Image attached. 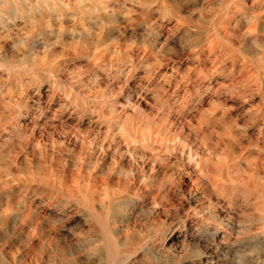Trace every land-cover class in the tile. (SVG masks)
Segmentation results:
<instances>
[{"label":"rangeland","instance_id":"1","mask_svg":"<svg viewBox=\"0 0 264 264\" xmlns=\"http://www.w3.org/2000/svg\"><path fill=\"white\" fill-rule=\"evenodd\" d=\"M119 1L123 3L122 6ZM119 1L110 0L113 7L109 9V14H115V18L109 19V21L100 20L97 22V24H91V32H84V30L81 28L77 29L75 32H71L73 30L71 26L74 24V22L66 21L64 23L63 34L65 36H62V43H57V47L55 45V49H57L52 55L49 56L47 60V66H45V69L43 68L44 75L37 81L36 79H30L32 83L29 80L27 81V84L25 83V85L14 84L13 86V84L7 83V74L2 72L0 73L3 76L1 77L0 75V83H5L4 87L0 89V123L10 126L5 131H3V135H6H4L1 140L4 138L7 139L0 141V163L2 164H0V169L3 166V168L0 170V189L3 192L0 195V204L2 205V203L6 200L10 201L12 206H14L16 203H19L15 206L18 209L20 205L22 206L24 203H29L30 199L39 201L40 199L45 198V201L42 200V203H40L38 209L40 212L44 213V208H49L48 216L46 215L40 224V230H43L39 231L40 235H37V237L32 240L28 236V231L33 226L27 227L29 224L26 225V223L24 224L25 221H22V219L25 220L23 216L25 215L26 211L24 209H22L24 212H21V210H17L14 207L12 214L15 215L22 213V216L16 219H11L8 223L0 222V264H14L13 262L16 264H18V262L19 264H35L37 258L39 261H37L36 264L40 262V264H64L65 262L67 264H78L77 262H79V260H81L79 264H90L91 260V264H94V260L91 258L92 255L89 257L90 249L92 246H94V243L91 241L92 239L90 240L89 238V227L83 223L84 221H82L86 218L84 216H80L79 214L73 213L72 209L68 208V206L64 204L62 197L58 196V194L52 195L51 191H49L51 190L49 186L44 184L42 181H39L40 178L48 176L52 178L56 176L54 179H70L72 176L76 175V172L78 174L80 170V174L82 175L84 173L82 176H87V178L88 176H97V179L100 181L103 180L101 178H104L103 181L107 183V188L109 191L118 192L123 195L125 194L124 198H122L123 200L128 201V198L133 197L131 203L125 207V209L128 211L130 221L127 224H135L139 230L142 229L144 232L148 231V227L149 229H152L158 224L170 227L175 226L177 228L178 232L173 233L172 235H179L181 239L178 242L173 240L171 243L167 244L165 250L157 257V262L156 260H141V262L137 264H158L160 261L165 262L166 264H264V211L258 207V202L263 198L264 186V72L262 73V71H264V0H245V6L232 4V6L228 7L227 9L225 8L226 10L224 9V6L220 5L221 0ZM216 1H218L219 4H217ZM212 3H216L215 5L217 7L215 5L211 6ZM258 7L260 9L262 8L263 10L261 9L262 11H260ZM128 8L129 10L131 9V11L127 12ZM121 10H125L126 12H122ZM117 11H119L118 14H116ZM255 13L258 15H255ZM205 16L207 18H205ZM260 16L262 17L261 19ZM210 17L215 18L211 19ZM226 17L228 18V21H223ZM254 17L256 24L251 30V33L249 28ZM235 18L238 20H235ZM214 20L219 23V31H226L228 35L225 34V39L227 37L228 39H218L219 41L217 40L214 43H217L216 45H211L207 36L209 37L211 34L215 36L216 34L217 27H214L211 23ZM258 20L260 21L258 22ZM204 21L207 22L205 23ZM230 22L232 24H230ZM104 23L107 25L106 31H104L105 28L101 29V26ZM223 23L226 25L223 26ZM118 25H122V27H119ZM55 27L57 28L56 24H54L52 28L55 29ZM222 27H224V29ZM210 28H212V31ZM232 29L234 31H232ZM261 29L263 30L261 31ZM56 34L57 32L53 34L52 38L48 40L51 42L55 41L57 36ZM237 34L238 36H236ZM34 41L36 43L35 45L33 43L28 48L22 47V50L19 51L20 53L18 52L21 58L31 55L34 51L42 52L46 48L45 42L47 41V38L45 39L43 36H41ZM235 41L238 44H236ZM249 41L251 43H249ZM150 42L151 45H149ZM252 42L255 43L253 44ZM233 43L237 46L235 47ZM80 44L81 46H79ZM250 44H252V46ZM72 45L81 47L83 51L81 50L80 53L74 52ZM92 46L97 50L95 48L92 49ZM70 47L72 48L71 52L73 54L70 52ZM220 50L223 51L220 52ZM226 50L228 54L226 53ZM14 53L15 52H13L11 48H8L5 55L11 57L12 55L15 56L18 54ZM70 54L72 58L70 57ZM58 56L61 58L60 60H58ZM55 60H57V62ZM62 61H65L68 64ZM49 64L51 66H49ZM54 68L56 69V72L60 70V73L54 72ZM61 73H63V75ZM67 77L71 79L67 81V79H69ZM85 80L87 82L89 81V84ZM70 98L72 99V102ZM37 99H40L41 102ZM73 99L76 101L74 102ZM138 100L139 103H141L140 112L135 114L134 108L136 107ZM3 101L8 102L4 103ZM19 107L22 108L20 109ZM23 108L25 109L23 110ZM126 112L127 115H125ZM185 112L187 113V116ZM119 113H122V115H124L122 116V119L127 121H131L133 118H136V120L148 118L155 119V122L159 128L162 125L160 128L162 141L158 140L157 142H152V151L135 155L137 162L135 161V156L130 153L127 155V152L123 151L125 149L117 151L118 146L123 148V146L125 147L127 144L124 143L126 142L125 140H122L117 136H120V129L115 126V122L118 120L117 117ZM172 116H174V118ZM13 120H15L14 123H12ZM18 121H21V124H19ZM95 123L98 124L96 125ZM20 126L24 127L27 131L25 137L22 138L20 137L19 132H16V130L22 128ZM12 132H15L13 133L14 135ZM177 132H179L180 135ZM201 133L202 135H200ZM177 136H179V138ZM176 138H178V140ZM19 139L21 140L19 141ZM114 139H116L119 144H115ZM34 142L36 143L34 144ZM176 144L178 146H176ZM184 147H187L188 149L191 147L189 149L190 151ZM172 149H174V151ZM10 151L11 153H9ZM115 151L117 152V155L114 154L116 153ZM177 151L179 152L177 153ZM190 152L192 154H190ZM170 153H173V155ZM188 154L190 155L188 156ZM164 155H166V158ZM4 156L10 158H4ZM121 156L122 159L120 158ZM124 156L126 157L124 158ZM224 158H226L229 163H237L235 167L231 169L235 184H243L247 179L251 178L252 187L251 184H249L250 186L247 190L237 189L235 191V195L234 191L231 193L232 196L231 194L221 195L211 189L212 187L208 185V183L210 184V182H208L209 180L207 181V178L205 180L204 177H201L200 171L197 170L196 167L188 166V163H200L201 161H213L212 163H216L215 161L218 162L219 159ZM123 159L124 161L120 162V160ZM131 160L133 162H131ZM150 161L153 164H150ZM8 162L13 163L12 166ZM143 162L146 164H143ZM159 162L162 164L157 165ZM129 163H132V166ZM137 163H139L141 166H139ZM164 163L166 164L165 166ZM115 164L117 165L115 166ZM6 165L9 166L7 167ZM161 165H163V167ZM4 167H7L8 169L5 168V171ZM11 167H14L13 170H11ZM22 168L23 170L25 169L24 172ZM27 168L28 171L26 170ZM141 168L142 171H140ZM30 170L33 171L30 172ZM44 170L46 174L43 172ZM138 170L142 173L144 171L145 172L142 174ZM25 172H29L30 174H26ZM33 172L35 175L38 173V175L35 176ZM109 173L111 175H109ZM10 174L14 178L11 177ZM179 174L181 177H179ZM15 175L19 176L16 177ZM126 175H129V178L126 177ZM2 176L3 178H1ZM30 179H32V181H30ZM145 179H147L148 182L145 181ZM11 180L12 182H10ZM1 181L5 182L1 183ZM31 183L33 185H31ZM176 183L178 185L181 184V186L176 185ZM7 185L8 189L6 188ZM175 185L178 187V189L180 187V190H178ZM185 186H187V188ZM205 186H207V188ZM34 187L35 189H33ZM169 188L172 190H169ZM191 189L193 193L190 192ZM195 189L198 190L196 191ZM256 189H258V191ZM8 190L9 192H7ZM23 194L26 195L24 196ZM208 195H210V197ZM49 196L51 197L48 198ZM224 197H226V199ZM24 198L26 200H24ZM52 199H55L54 202ZM143 200L145 201L143 202ZM37 201L34 202V205L37 203ZM158 201L160 204H158ZM155 206H157V208ZM163 206H165V208ZM163 208L165 209L164 211ZM139 209H143L142 213L139 211ZM59 210H61V212ZM66 213H69V218ZM154 213L155 215L157 214L156 221H154L156 218ZM61 217L62 219H60ZM159 220H161V222ZM31 221L32 219H29V222ZM16 222H18V226ZM75 224L76 226H74ZM80 225L81 227H79ZM16 226L19 227L18 230ZM51 228L54 229L52 230ZM45 229H47V232ZM49 231L52 232L49 233ZM74 231L77 233L74 234ZM79 232L82 233L81 238ZM64 233L67 238L66 241L62 236ZM38 236L40 237L38 238ZM49 236H55L53 241L50 243L51 246L47 241ZM68 236H70V238ZM212 237H214V239ZM58 239H60V241ZM73 239L75 240L73 241ZM77 239L80 241H77ZM11 241L14 242L12 243ZM31 241L33 242V245L30 244ZM214 242L220 243V245L218 244L217 246ZM24 243L26 244L24 245ZM55 245L58 249L55 248ZM72 245L76 248L74 249ZM89 246L91 247L89 248ZM86 248L89 252L85 250ZM82 252H84L83 255ZM85 252L89 255L85 254ZM80 253L81 255H79ZM34 255L35 259L33 257ZM14 256L15 259H13ZM52 256L54 258H52ZM136 257L141 259L143 256L138 254ZM32 258L34 260H32ZM167 258H169V260ZM60 259H62L64 263H62ZM83 260H86L87 263H81ZM134 264H136V262Z\"/></svg>","mask_w":264,"mask_h":264},{"label":"bare ground","instance_id":"2","mask_svg":"<svg viewBox=\"0 0 264 264\" xmlns=\"http://www.w3.org/2000/svg\"><path fill=\"white\" fill-rule=\"evenodd\" d=\"M115 1V0H114ZM119 1V0H118ZM122 1V0H121ZM138 1V0H137ZM190 1V0H189ZM248 1V0H247ZM120 2V1H119ZM123 2H124V0H123ZM126 2H127V0H126ZM130 2H132V1H130ZM162 2V1H161ZM187 2V1H186ZM195 2V1H194ZM201 2V1H200ZM214 2V1H213ZM217 2V4H219L218 3V1H216ZM221 2V4L220 5H222V6H224V9L226 8H228V7H230V6H232V4H236V5H238V6H240V5H244L246 2H245V0H221L220 1ZM245 2V3H244ZM118 3V2H117ZM121 3V2H120ZM133 3V2H132ZM136 3V2H135ZM160 3V2H159ZM165 3V2H164ZM177 3V2H176ZM190 3V2H189ZM257 3V2H256ZM122 4L123 3H121V6H122ZM142 4V3H141ZM204 4V3H203ZM216 3H212V5L211 6H213V5H215ZM263 4V3H262ZM137 5V4H136ZM139 5V4H138ZM144 5V4H143ZM182 5V4H181ZM196 5V4H195ZM117 6V5H116ZM119 6V5H118ZM152 6V5H151ZM216 6V5H215ZM245 6V5H244ZM243 6V7H244ZM247 6V5H246ZM256 6V5H255ZM113 7V5L111 4V2H110V0H0V73L2 72V73H5V74H7V77H8V79L6 80L7 81V83H10V84H13V86H14V84H24L25 85V83L27 84L28 82L27 81H29L30 79H36V81L39 79V78H41L43 75H44V73H43V68L45 69V66H47V60H48V58H49V56L50 55H52L54 52H55V50L57 49H55V45L57 44V43H62L61 42V40H62V36H65V35H63L64 34V23L66 22V21H73L74 22V24L71 26L72 28H73V30L71 31V32H75L77 29H79V28H81V29H83L84 30V32H91V27H90V25L91 24H97V22H99L100 20H106V21H109V19H114L115 18V14H113V15H110L109 14V9L110 8H112ZM120 7V6H119ZM127 7H128V5H127ZM143 7V6H142ZM217 7V6H216ZM215 7V8H216ZM237 7V6H236ZM242 7V6H241ZM122 8V7H121ZM173 8V7H172ZM239 8V7H238ZM259 8V7H258ZM120 9V8H119ZM122 9H124V8H122ZM127 9V8H126ZM144 9V8H143ZM205 9V8H204ZM217 9V8H216ZM221 9V8H220ZM219 9V10H220ZM225 9V10H226ZM237 9V8H236ZM244 9V8H243ZM260 9V8H259ZM262 9V8H261ZM260 9V11H262ZM171 10V9H170ZM238 10V9H237ZM122 11V10H121ZM123 11H125V10H123ZM122 11V12H123ZM129 11H131V9L129 10V8H128V11L127 12H129ZM144 11H145V9H144ZM160 11V10H159ZM212 11V10H211ZM214 11V10H213ZM118 12L119 11H117V13L116 14H118ZM126 12V11H125ZM152 12V11H151ZM201 12V11H200ZM204 12V11H203ZM215 12V11H214ZM214 12H212V13H214ZM223 12V11H222ZM241 12V11H240ZM254 12H255V10H254ZM161 13V12H160ZM208 13V12H207ZM231 13V12H230ZM251 13V12H250ZM170 14V13H169ZM204 14V13H203ZM252 14V13H251ZM261 14V13H260ZM264 14V13H263ZM205 15H206V11H205ZM209 15V14H208ZM213 15V14H212ZM211 15V16H212ZM218 15V14H217ZM219 15H220V12H219ZM218 15V16H219ZM246 15V14H245ZM255 15H258V14H256L255 13ZM118 16V15H117ZM203 16V15H202ZM244 16V15H243ZM247 16V15H246ZM261 16H263V15H261ZM260 16V19L262 18ZM119 17V16H118ZM117 17V18H118ZM209 17V16H208ZM216 17V16H215ZM215 17H213V18H215ZM231 17V16H230ZM230 17H229V19H230ZM248 17H249V15H248ZM247 17V18H248ZM258 17V16H257ZM204 18V17H203ZM205 18H207L206 16H205ZM211 19H213L212 17H210ZM217 18V17H216ZM125 19H127V18H125ZM237 18H235V20H236ZM263 19H264V17H263ZM234 20V19H233ZM232 20V21H233ZM238 20V19H237ZM241 20V19H240ZM120 21H122V20H120ZM125 21V20H124ZM223 21H228V18L226 17ZM260 20H258V22H259ZM205 22V21H204ZM207 22V21H206ZM205 22V23H206ZM261 22H262V20H261ZM201 23H203V22H201ZM212 23V25L215 27H217V30H216V34H215V36L214 35H212L211 34V36H207V38H208V40H209V42L211 43V45L212 44H214L218 39H225V37H226V35L225 34H227L226 33V31L225 32H222V28L224 29V27H222L220 30L221 31H219V29H218V26H219V23L216 21V20H214L213 22H211ZM235 23V22H234ZM233 23V24H234ZM238 23V22H237ZM54 24H56L57 25V28L55 27V29H53L52 27H53V25ZM224 25L223 26H225L226 24L225 23H223ZM230 24H232L231 22H230ZM255 17H254V19L252 20V22H251V24H250V32L252 33V29L255 27ZM70 25V24H69ZM211 25V26H212ZM222 25V24H221ZM258 25H259V23H258ZM119 26V25H118ZM148 26V25H147ZM211 26H209V27H211ZM228 26V25H227ZM260 26V25H259ZM114 27H116V26H114ZM119 27H122V25H120ZM119 27H117V28H119ZM154 27V26H153ZM229 27V26H228ZM258 27V26H257ZM256 27V28H257ZM105 28V30L104 31H106V28H107V25L104 23L102 26H101V29H104ZM237 28H238V26H237ZM122 29V28H121ZM211 29V31H212V28H210ZM112 30H113V28H112ZM111 30V31H112ZM214 30V29H213ZM231 30V29H230ZM245 30V29H244ZM263 29H261V31H262ZM79 31V30H78ZM110 31V30H109ZM117 31V30H116ZM119 31H120V29H119ZM210 31V32H211ZM229 31V30H228ZM232 31H234L233 29H232ZM241 31V30H240ZM239 31V32H240ZM264 31V30H263ZM57 32V36H56V40L55 41H53V42H51L50 40H48V39H50V38H52V35L53 34H55ZM202 32V31H201ZM203 32H205V31H203ZM209 32V33H210ZM78 33V32H77ZM109 33V32H108ZM112 33V32H111ZM73 34V33H72ZM81 34V33H80ZM87 34V33H86ZM259 34V33H258ZM263 34V33H262ZM71 35V34H70ZM91 35V34H90ZM228 35V34H227ZM232 35V34H231ZM230 35V36H231ZM41 36H43L45 39L47 38V41L45 42V49L42 51V52H40V51H34L31 55H29V56H27V57H20V52L19 51H21L22 50V47H30L33 43H34V45L36 44L35 43V39H37V38H39V37H41ZM82 36H84V35H82ZM233 36V35H232ZM235 36V35H234ZM236 36H238V34L236 35ZM243 36V35H242ZM241 36V37H242ZM55 37V36H54ZM86 37V36H85ZM259 37V36H258ZM260 37H261V34H260ZM67 38V37H66ZM203 38V37H202ZM201 38V39H202ZM230 38V37H229ZM226 39H228V37L226 38ZM225 39V40H226ZM258 39H260V38H258ZM76 40V39H75ZM203 40V39H202ZM239 40V39H238ZM242 40V39H241ZM65 41H66V39H65ZM81 41V40H80ZM84 41V40H83ZM94 41V40H93ZM155 41V40H154ZM219 41V40H218ZM237 41V40H236ZM235 41V42H236ZM243 41V40H242ZM241 41V42H242ZM37 42V41H36ZM153 42V41H152ZM157 42V41H156ZM155 42V43H156ZM203 42V41H202ZM234 42V43H235ZM244 42H245V40H244ZM257 42V41H256ZM69 43V42H68ZM90 43V42H89ZM207 43V42H206ZM223 43V42H222ZM232 43V42H231ZM233 43V44H234ZM243 43V42H242ZM247 43V42H246ZM249 43H251L250 41H249ZM253 43V42H252ZM255 43V42H254ZM253 43V44H254ZM157 44V43H156ZM217 44V43H216ZM216 44H214V45H216ZM236 44H238L237 42H236ZM244 44V43H243ZM52 45H53V47H52ZM67 45V44H66ZM69 45V44H68ZM96 45V44H95ZM105 45V44H104ZM149 45H151V42H150V44ZM153 45H155V44H153ZM200 45V44H199ZM206 45V44H205ZM218 45H220V44H218ZM217 45V46H218ZM235 45V44H234ZM251 46H252V44H250ZM249 45V46H250ZM258 45V44H257ZM262 45V44H261ZM38 46V45H37ZM58 45H56V47H57ZM63 46H64V44H63ZM73 46V47H72ZM71 47L74 49V52H76V53H80L81 52V47H79V46H81V44L79 45V46H74V45H72ZM229 46V45H228ZM231 46V45H230ZM237 45H235V47H236ZM42 47V46H41ZM44 47V46H43ZM70 47V48H71ZM84 47V46H83ZM88 47H90V46H88ZM117 47V46H116ZM150 47H152V46H150ZM154 47V46H153ZM200 47V46H199ZM208 47V46H207ZM221 47H222V45H221ZM233 47V46H232ZM240 47V46H239ZM242 47V46H241ZM8 48H11V50H13V52H15V53H18L17 55H15V56H11V57H8V56H6L5 55V53L7 52V50H8ZM64 48V47H63ZM69 48V49H70ZM72 48L70 49V52H71V50H72ZM95 48V47H94ZM93 48V46H92V49H94ZM145 48H146V46H145ZM204 48V47H203ZM217 48V47H216ZM219 48V47H218ZM225 48V47H224ZM223 48V49H224ZM238 48V47H237ZM84 49V48H83ZM96 49V48H95ZM206 49V48H205ZM222 49V48H221ZM234 49V48H233ZM239 49V48H238ZM247 49H249V48H247ZM38 50V49H37ZM41 50V49H40ZM97 50V49H96ZM96 50H94V51H96ZM116 50H117V48H116ZM115 50V51H116ZM229 50V49H228ZM246 50V49H245ZM27 51V50H26ZM30 51H33V50H30ZM58 51V50H57ZM83 51V50H82ZM85 51V50H84ZM90 51V50H89ZM92 51V50H91ZM223 51V50H222ZM221 50H220V52H222ZM65 52V51H64ZM68 52H69V50H68ZM86 52H87V50H86ZM210 52V51H209ZM212 52V51H211ZM14 53V54H15ZM27 53V52H26ZM72 53V52H71ZM94 53V52H93ZM215 53V52H214ZM226 53H227V50H226ZM234 53V52H233ZM22 54H23V52H22ZM73 54V53H72ZM82 54H84V53H82ZM85 54H87V53H85ZM97 54V53H96ZM210 54V53H209ZM217 54V53H216ZM228 54V53H227ZM9 55H11V54H9ZM27 55H28V53H27ZM68 55H69V53H68ZM79 55V54H78ZM232 55V54H231ZM234 55H235V53H234ZM69 57V56H68ZM70 57L72 58V56H71V54H70ZM69 57V58H70ZM73 57H75V56H73ZM84 57V56H83ZM86 57V56H85ZM88 57V56H87ZM58 58H59V56H58ZM63 58H66V57H63ZM68 58V59H69ZM122 58V57H121ZM242 58V57H241ZM61 58H59L58 60H60ZM90 59V58H89ZM224 59V58H223ZM235 59V58H234ZM92 60V59H91ZM56 62H57V60H55ZM54 61V62H55ZM70 61V60H69ZM221 61V60H220ZM53 62V63H54ZM62 62H65V61H62ZM95 62V61H94ZM66 63V62H65ZM56 64V63H55ZM61 64V63H60ZM66 64H68V63H66ZM62 65V64H61ZM49 66H51L50 64H49ZM67 66V65H66ZM55 67V66H54ZM62 67H64V66H62ZM48 68H50V67H48ZM59 68V67H58ZM70 68V67H69ZM120 69V68H119ZM54 72H56V69L54 68ZM64 70V69H63ZM60 71V70H59ZM59 71H57L58 73H60ZM110 71V70H109ZM122 71V70H121ZM56 72V73H57ZM62 72H64V71H62ZM264 71H262V73H263ZM55 73V74H56ZM115 73V72H114ZM261 73V74H262ZM54 74V73H53ZM62 75H63V73H61ZM1 75V77H3L2 76V74H0ZM47 75V74H46ZM71 75V74H70ZM95 75V74H94ZM5 76V75H4ZM65 76V75H64ZM51 77V76H50ZM53 77H54V75H53ZM113 77V76H112ZM59 78V77H58ZM67 78H69V77H67ZM259 78V77H258ZM71 78H69V79H67V81L68 80H70ZM79 79H82V78H79ZM1 80H3V79H1ZM43 80V79H42ZM51 80V79H50ZM66 80V79H65ZM77 80H78V78H77ZM83 80H84V78H83ZM91 80V79H90ZM33 81V80H32ZM52 81H53V79H52ZM61 81V80H60ZM86 81V80H85ZM262 81V80H261ZM30 82H31V80H30ZM87 82V81H86ZM89 82V81H88ZM87 82V83H88ZM32 83V82H31ZM30 83V84H31ZM47 83V82H46ZM49 83H50V81H49ZM62 83V82H61ZM4 84L5 83H3V82H1L0 83V89H2L3 87H4ZM37 84V83H36ZM63 84V83H62ZM67 84V83H66ZM89 84V83H88ZM126 84V83H125ZM138 84V83H137ZM19 85V86H20ZM61 85V84H60ZM76 85V84H75ZM74 85V86H75ZM32 86H34V85H32ZM32 86H31V88H32ZM40 86V85H39ZM69 86V85H68ZM78 86V85H77ZM85 86H86V84H85ZM6 87H7V85H6ZM9 87V86H8ZM17 87V86H16ZM22 87H24V86H22ZM43 87V86H42ZM59 87H61V86H59ZM65 87H67V86H65ZM64 87V88H65ZM80 87V86H79ZM208 87V86H207ZM12 88V87H11ZM39 88V87H38ZM48 88V87H47ZM69 88V87H68ZM70 88H71V86H70ZM75 88V87H74ZM10 89V88H9ZM24 89V88H23ZM28 89V88H27ZM72 89V88H71ZM80 89V88H79ZM151 89V88H150ZM14 90V89H13ZM12 90V91H13ZM22 90V89H21ZM26 90V89H25ZM35 90V89H34ZM74 90V89H73ZM149 90V89H148ZM16 91V90H15ZM23 91V90H22ZM27 91V90H26ZM38 91V90H37ZM52 91V90H51ZM28 92V91H27ZM54 92V91H53ZM60 92V91H59ZM58 92V93H59ZM66 92V91H65ZM76 92V91H75ZM79 92V91H78ZM136 93V92H135ZM31 94V93H30ZM36 94V93H35ZM64 94V93H63ZM70 94V93H69ZM73 94H75V93H73ZM79 94V93H78ZM81 94V93H80ZM13 95V94H12ZM32 95V94H31ZM82 95V94H81ZM2 96V95H1ZM54 96V95H53ZM70 96V95H69ZM9 97V96H8ZM33 97V96H32ZM97 97V96H96ZM140 97V96H139ZM145 97V96H144ZM28 98V97H27ZM37 98H39V97H37ZM47 98V97H46ZM66 98V97H65ZM81 98V97H80ZM133 98V97H132ZM141 98V97H140ZM139 98V99H140ZM146 98V97H145ZM25 99V98H24ZM34 99H35V97H34ZM42 99V98H41ZM71 99V98H70ZM78 99V98H77ZM211 99V98H210ZM2 100V99H1ZM9 100V99H8ZM38 100V99H37ZM145 100V99H144ZM29 101V100H28ZM38 101H40V99L38 100ZM49 101V100H48ZM70 101V100H69ZM73 101H74V99H73ZM76 101V100H75ZM74 101V102H75ZM96 101V100H95ZM132 101H134V100H132ZM187 101V100H186ZM4 103L6 102H8V101H3ZM32 102V101H31ZM41 102V101H40ZM71 102H72V99H71ZM70 102V103H71ZM79 102V101H78ZM83 102V101H82ZM97 102V101H96ZM117 102V101H116ZM135 102V101H134ZM137 102V101H136ZM43 103V102H42ZM41 103V104H42ZM69 103V102H68ZM94 103V102H93ZM146 103V102H145ZM189 103V102H188ZM100 104V103H99ZM129 104V103H128ZM140 104L141 103H139V100H138V102H137V104H136V107L134 108L135 109V114H137V113H139L140 112ZM209 104V103H208ZM10 105V104H9ZM25 105V104H24ZM39 105V104H38ZM92 105V104H91ZM112 105V104H111ZM158 105V104H157ZM59 106V105H58ZM71 106H73V105H71ZM109 106V105H108ZM130 106H132V105H130ZM3 107V106H2ZM1 107V108H2ZM5 107V106H4ZM14 107V106H13ZM36 107H38V106H36ZM89 107V106H88ZM93 107V106H92ZM102 107V106H101ZM116 107V106H115ZM20 108V107H19ZM22 108V107H21ZM20 108V109H21ZM27 108V107H26ZM31 108V107H30ZM51 108V107H50ZM118 108V107H117ZM128 108V107H127ZM25 108H23V110H24ZM44 109V108H43ZM100 109V108H99ZM115 109V108H114ZM172 109V108H171ZM36 110V109H35ZM59 110V109H58ZM121 110V109H120ZM161 110V109H160ZM181 110V109H180ZM33 111V110H32ZM42 111H44V110H42ZM132 111V110H131ZM142 111V110H141ZM170 111V110H169ZM2 112V111H1ZM35 112V111H34ZM129 112V111H128ZM172 112V111H171ZM181 112H182V110H181ZM33 113V112H32ZM39 113V112H38ZM166 113H168V112H166ZM186 113V112H185ZM185 113H184V115H185ZM15 114H17V113H15ZM25 114H26V112H25ZM29 114V113H28ZM27 114V115H28ZM34 114H36V113H34ZM92 114V113H91ZM159 114V113H158ZM169 114V113H168ZM30 115V114H29ZM38 115V114H37ZM36 115V116H37ZM96 115V114H95ZM125 115H127V112H126V114ZM183 115V116H184ZM190 115H192V114H190ZM31 116V115H30ZM105 116V115H104ZM122 116H124V115H122V113H119L118 114V120L115 122V126L117 127V128H119L120 129V136L119 135H117L118 136V138L120 137L122 140H125L126 142H124V143H127L126 145H125V147L123 146V148L121 147V146H118V150L117 151H120V150H122V149H125V150H123V151H125V152H127V155H128V153H130V154H132L133 156H135V155H137V154H141V153H145V152H150V151H152L153 150V148H152V142H157L158 140H161L162 141V139H161V126H160V128L158 127V125L156 124V122H155V119H148V118H142V119H139V120H136V118H133V120H131V121H127V120H125V119H122ZM142 116H143V114H142ZM186 116H187V113H186ZM3 117V116H2ZM6 117V116H5ZM135 117V116H134ZM173 118H174V116H172ZM176 117V116H175ZM1 118V117H0ZM16 118V117H15ZM24 118V117H23ZM121 118V119H120ZM128 118V117H127ZM171 118V117H170ZM186 118V117H185ZM4 119V118H3ZM5 119H7V118H5ZM13 119V118H12ZM32 119V118H31ZM99 119V118H98ZM172 119V118H171ZM177 119V118H176ZM179 119V118H178ZM192 119V118H191ZM198 119V118H197ZM196 119V120H197ZM30 120V119H29ZM183 120V119H182ZM186 120H187V118H186ZM14 121L15 120H13V122L12 123H14ZM17 121V120H16ZM99 121H100V119H99ZM98 121V122H99ZM105 121V120H104ZM175 121V120H174ZM178 121V120H177ZM19 122V121H18ZM21 122V121H20ZM19 122V124H21ZM37 122V121H36ZM97 122V121H96ZM162 122V121H161ZM24 123V122H23ZM29 123V122H28ZM32 123V122H31ZM176 123V122H175ZM25 124V123H24ZM35 124V123H34ZM96 124V123H95ZM98 124V123H97ZM96 124V125H97ZM112 124V123H111ZM163 124V123H162ZM182 124V123H181ZM213 124V123H212ZM11 125V124H10ZM13 125V124H12ZM26 125V124H25ZM32 125H33V123H32ZM39 125V124H38ZM38 125H36V126H38ZM107 125V124H106ZM173 125V124H172ZM180 125V124H179ZM202 125V124H201ZM16 126H17V123H16ZM23 126V125H22ZM22 126H20V127H22ZM186 126V125H185ZM10 126H6V124L5 125H3V124H1L0 123V141H3V140H5V139H7V138H4L3 140H1L2 138H3V136L4 135H6V134H4L3 135V131H5L7 128H9ZM20 127H18V128H20ZM32 127V126H31ZM35 127V126H34ZM178 127V126H177ZM180 127V126H179ZM193 127V126H192ZM28 128V127H27ZM26 128V129H27ZM114 128V127H113ZM176 128V127H175ZM205 128V127H204ZM217 128V127H216ZM228 128V127H227ZM100 129V128H99ZM169 129V128H168ZM189 129V128H188ZM211 129V128H210ZM9 130V129H8ZM8 130H7V132H8ZM12 130V129H11ZM103 131H104V129H103ZM117 131V130H116ZM115 131V132H116ZM173 131V130H172ZM208 131V130H207ZM215 131V130H214ZM231 131V130H230ZM16 132H19V134H20V137L22 138V137H25V135H26V130H25V128L24 127H22V128H20L19 130H16ZM181 132V131H180ZM186 132V131H185ZM216 132V131H215ZM222 132V131H221ZM223 132H225V131H223ZM228 132V131H227ZM10 133H11V131H10ZM9 133V134H10ZM13 133H15V132H12V134ZM80 133V132H79ZM178 134H179V132H177ZM176 133V134H177ZM219 133H220V131H219ZM32 134V133H31ZM177 134V135H178ZM216 134H218V133H216ZM14 135V134H13ZM33 135H36V134H33ZM43 135V134H42ZM180 135V134H179ZM200 135H202V133L200 134ZM9 136V135H8ZM204 136V135H203ZM10 137V136H9ZM12 137V136H11ZM15 137H17V136H15ZM97 137V136H96ZM108 137V136H107ZM165 137V136H164ZM178 138H179V136H177ZM184 137V136H183ZM182 137V138H183ZM223 137H224V135H223ZM112 138H114V137H112ZM117 138V137H116ZM117 138V139H118ZM178 138H176L177 140H178ZM181 138V139H182ZM217 138V137H216ZM18 139V138H17ZM35 139H36V136H35ZM108 139V138H107ZM166 139V138H165ZM206 139V138H205ZM8 140H9V138H8ZM21 139H19V141H20ZM33 140V139H32ZM31 140V141H32ZM18 141V140H17ZM18 141V142H19ZM108 141V140H107ZM118 141H120V140H118ZM182 141H183V139H182ZM220 141V140H219ZM114 142H115V144H117L118 142L116 141V139H114ZM176 142V141H175ZM187 142V141H186ZM185 142V143H186ZM23 143V142H22ZM21 143V144H22ZM28 143V142H27ZM36 142H34V144H35ZM123 143V144H124ZM170 143V142H169ZM169 143H167V144H169ZM181 143V142H180ZM1 144V143H0ZM21 144H20V146H21ZM34 144H33V146H34ZM54 144V143H53ZM108 144V143H107ZM119 144V143H118ZM122 144V145H123ZM163 144V143H162ZM177 144H179V143H177ZM176 144V146H178ZM182 144V143H181ZM105 145V144H104ZM188 145V144H187ZM1 146V145H0ZM27 146V145H26ZM32 146V145H31ZM30 146V147H31ZM32 146V147H33ZM112 146V145H111ZM114 146V145H113ZM116 146V145H115ZM154 146V145H153ZM163 146V145H162ZM167 146V145H166ZM169 146V145H168ZM18 147V146H17ZM170 147V146H169ZM180 147V146H179ZM189 147V146H188ZM21 148V147H20ZM27 148V147H26ZM105 148V147H104ZM111 148V147H110ZM171 148V147H170ZM181 148V147H180ZM184 148H187V147H184ZM191 148V147H190ZM189 148V149H190ZM193 148V147H192ZM188 149V148H187ZM188 149V150H189ZM1 150V149H0ZM18 150V149H17ZM112 150V149H111ZM116 150V149H115ZM161 150V149H160ZM164 150V149H163ZM173 151H174V149H172ZM185 150V149H184ZM21 151V150H20ZM122 151V152H123ZM168 151V150H167ZM190 151V150H189ZM26 152V151H25ZM116 152V151H115ZM124 152V153H125ZM162 152H164V151H162ZM179 151H177V153H178ZM183 152V151H182ZM185 152V151H184ZM7 153V152H6ZM9 153H11V151L9 152ZM154 153V152H153ZM181 153V152H180ZM230 153V152H229ZM23 154H25V153H23ZM22 154V155H23ZM114 154H116L117 155V152L116 153H114ZM165 154V153H164ZM171 154V153H170ZM175 154V153H174ZM190 154H192L191 152H190ZM190 154H188V156L190 155ZM6 155V154H5ZM125 155V154H124ZM158 155V154H157ZM168 155V154H167ZM171 155H173V153L171 154ZM183 155V154H182ZM182 155H181V157H182ZM9 156H10V154H9ZM120 156V155H119ZM131 156V155H130ZM145 156V155H144ZM152 156V155H151ZM166 155H164V157H165ZM186 156V155H185ZM10 158V157H7V156H4V158ZM20 157V156H19ZM23 157V156H22ZM21 157V158H22ZM26 157V156H25ZM126 156H124V158H125ZM156 157V156H155ZM159 157H162V156H159ZM171 157V156H170ZM193 157V156H192ZM195 157V156H194ZM200 157V156H199ZM3 158V159H4ZM11 158H13V157H11ZM121 159H122V156L120 157ZM119 158V159H120ZM134 158V157H133ZM144 158V157H143ZM152 158H153V156H152ZM156 158H158V157H156ZM166 158V157H165ZM176 158V157H175ZM187 158H189V157H187ZM197 158V157H196ZM217 158H218V156H217ZM129 159V158H128ZM151 159V158H150ZM161 159V158H160ZM164 159V158H163ZM168 159V158H167ZM166 159V160H167ZM177 159V158H176ZM184 159V158H183ZM8 160V159H7ZM7 160H6V164H7ZM126 160V159H125ZM133 160V159H132ZM131 160V162H133ZM146 160V159H145ZM144 160V161H145ZM153 160V159H152ZM182 160V159H181ZM180 160V161H181ZM213 160H215V159H213ZM4 161V160H3ZM2 161V162H3ZM10 161V160H9ZM123 162L124 161V159L123 160H120V162ZM130 161V160H129ZM135 161H136V156H135ZM143 161V160H142ZM147 161V160H146ZM165 161V160H164ZM179 161V160H178ZM190 161V160H189ZM195 161V160H194ZM16 162H17V160H16ZM119 162V163H120ZM137 162V161H136ZM151 162V161H150ZM162 162V161H161ZM192 162V161H191ZM213 162V161H212ZM212 162H207V161H201L200 163H188V166H190V167H192V166H194V167H196L197 168V170H199L200 171V176L201 177H204L205 178V180H206V178H207V181L208 182H210V184L208 183V185H210L211 187V189L213 190V191H215V192H217V193H219V194H221V195H229V194H231L233 191H234V195H235V191L237 190V189H239V190H247L248 188H249V184H251V182H252V179L251 178H249V179H247L246 180V182L245 183H243V184H240V185H237V184H235V180L233 179V177L234 176H232L233 174H232V168H234L235 167V165L237 164V163H229V161H227V159L226 158H224V159H219V161L217 162V161H215L216 163H212ZM8 163H10V162H8ZM135 163V162H134ZM133 163V164H134ZM181 163V162H180ZM179 163V164H180ZM247 163V162H246ZM1 164V163H0ZM11 164V166H12V164L13 163H10ZM18 164V163H17ZM118 164V163H117ZM117 164H115V166L117 165ZM125 164V163H124ZM123 164V165H124ZM127 164V163H126ZM130 164V163H129ZM132 164V163H131ZM130 164V165H131ZM138 165H139V163H137ZM143 164H146V163H144L143 162ZM150 164H153L152 162L150 163ZM158 164H162V163H157V165ZM2 165V164H1ZM122 165V164H121ZM135 165V164H134ZM166 164L164 163V166H165ZM181 165V164H180ZM7 166V165H6ZM9 166V165H8ZM7 166V167H8ZM14 166V165H13ZM16 166V165H15ZM77 166V165H76ZM132 166V165H131ZM139 166H141V165H139ZM147 166V165H146ZM153 166V165H152ZM162 167H163V165H161ZM160 166V167H161ZM188 166H186V167H188ZM1 167V166H0ZM7 167H4V170H5V168L6 169H8ZM19 167V166H18ZM28 167V166H27ZM81 167H82V165H81ZM124 167V166H123ZM143 167V166H142ZM148 167H149V165H148ZM158 167V166H157ZM167 167H168V164H167ZM184 167H185V164H184ZM2 168H3V166H2ZM1 168V169H2ZM12 168V167H11ZM14 168V167H13ZM13 168L11 169V170H13ZM29 168V167H28ZM28 168L26 169L27 171H28ZM84 168H85V165H84ZM116 168V167H115ZM144 168H145V166H144ZM156 168V167H155ZM165 168V167H164ZM182 168V167H181ZM243 168V167H242ZM0 169V170H1ZM10 169V168H9ZM21 169V168H20ZM31 169V168H30ZM39 169V168H38ZM76 169H77V167H76ZM80 169V168H79ZM78 169V170H79ZM183 169V168H182ZM22 170H23V168H22ZM25 170V169H24ZM24 170H23V172H24ZM40 170V169H39ZM47 170V169H46ZM49 170V169H48ZM85 170V169H84ZM115 170V169H114ZM123 170V169H122ZM140 170V169H139ZM138 170V171H139ZM181 170V169H180ZM187 170H188V168H187ZM190 170V169H189ZM192 170V169H191ZM196 170V169H195ZM245 170V169H244ZM6 171V170H5ZM7 171H9V170H7ZM18 171V170H17ZM31 171H33V170H30V172ZM37 171V170H36ZM50 171V170H49ZM81 171V170H80ZM79 171V173L77 174V172H76V175L75 176H72V178H70V179H66V178H62V179H54V178H56V176H54V178H52V177H42V178H40L39 179V181H42L44 184H46V185H48L49 186V188L51 189V190H49V191H51V194L53 195V194H58V196H60V197H62L63 198V200H64V204H66L67 206H68V208H70V209H72V211H73V213H75V214H79L80 216H84L86 219L85 220H82V221H84L83 223H85L88 227H89V232H90V236H89V238H90V240L94 243V246H89V248L91 247V249H90V255L88 254V253H86L85 252V254H88L89 255V257L91 256V258L94 260V264H134L135 262H136V264L137 263H140L141 262V260L143 261V260H156L157 259V257L161 254V252H163L164 250H165V248L167 247V244H169V243H171L173 240H175V241H179L181 238H180V236L178 235H172L173 233H177L178 232V230H177V228L175 227V226H173V227H170V226H166V225H160V224H158V225H155L152 229H149V227H148V231L147 232H144V231H142V229L141 230H139L138 229V227H136L135 226V224L133 225V224H127L128 222H130L129 221V214H128V211L125 209V207H127V205H129L130 203H131V200H133L132 198L133 197H130V198H128L127 200L128 201H125V200H123L122 198H124V195L123 194H120V193H118V192H113V191H109L108 190V188H107V183H105L103 180H104V178H101V179H103V180H101V181H103V182H101L100 180H98L97 179V176H94V177H96V178H94V177H89L88 176V178H87V176L85 177V176H82ZM140 171H142V168H141V170ZM139 171V172H140ZM153 171V170H152ZM154 171H155V169H154ZM182 171V170H181ZM184 171V170H183ZM4 172V171H3ZM43 172H45V170L43 171ZM56 172V171H55ZM138 172V173H139ZM145 172V171H144ZM143 172V173H144ZM185 172L187 173V171L185 170ZM188 172H190V171H188ZM6 173V172H5ZM5 173H3V174H5ZM8 173V172H7ZM26 173V172H25ZM27 173H29V172H27ZM26 173V174H27ZM49 173V172H48ZM69 173H71V172H69ZM75 173V172H74ZM86 173V172H85ZM125 173H127V172H125ZM124 173V174H125ZM130 173H131V171H130ZM133 173V172H132ZM140 173H142V172H140ZM139 173V174H140ZM142 173V174H143ZM153 173V172H152ZM160 173V172H159ZM197 173V172H196ZM2 174V175H3ZM9 174V173H8ZM20 174V173H19ZM24 174V173H23ZM30 174V173H29ZM33 174H34V172H33ZM44 174V173H43ZM45 174H46V172H45ZM54 174V173H53ZM56 174V173H55ZM94 174V173H93ZM116 174V173H115ZM129 174V173H128ZM158 174V173H157ZM164 174V173H163ZM178 174V173H177ZM192 174H193V172H192ZM192 174H188V175H192ZM195 174V173H194ZM199 174V173H198ZM197 174V175H198ZM238 174V173H237ZM242 174V173H241ZM12 175H14V174H12ZM21 175V174H20ZM32 175V174H31ZM35 175V174H34ZM37 175H38V173H37ZM37 175H35V176H37ZM65 175V174H64ZM87 175V174H86ZM91 175V174H90ZM109 175H111L110 173H109ZM130 175V174H129ZM129 175H126V177H128ZM136 175H138V174H136ZM141 175V174H140ZM180 175V174H179ZM179 175H177V176H179ZM5 176V175H4ZM10 176H11V174H10ZM16 176V175H15ZM17 176H19V175H17ZM16 176V177H17ZM30 176V175H29ZM46 176V175H45ZM51 176V175H50ZM53 176V175H52ZM58 176V175H57ZM66 176H67V174H66ZM124 176V175H123ZM134 176V175H133ZM145 176H147V175H145ZM151 176V175H150ZM149 176V177H150ZM153 176V175H152ZM156 176V175H155ZM176 176V175H175ZM11 177H13V176H11ZM24 177V176H23ZM107 177H109V176H107ZM110 177H112V176H110ZM130 177H132V176H130ZM139 177V176H138ZM179 177H181V175L179 176ZM185 177V176H184ZM198 177V176H197ZM1 178H3V176L1 177ZM14 178V177H13ZM20 178V177H19ZM30 178V177H29ZM32 178V177H31ZM60 178V177H59ZM114 178V177H113ZM129 178V177H128ZM143 178V177H142ZM176 178V177H175ZM27 179V178H26ZM134 179H135V177H134ZM133 179V180H134ZM147 179H148V177H147ZM147 179H145V181H147ZM8 180V179H7ZM28 180V179H27ZM36 180H37V178H36ZM130 180V179H129ZM138 180V179H137ZM258 180V179H257ZM30 181H32V179H30ZM139 181V180H138ZM155 181V180H154ZM164 181V180H163ZM200 181V180H199ZM198 181V182H199ZM204 181V180H203ZM202 181V182H203ZM2 182H5V181H1V183ZM8 182V181H7ZM10 182H12V180L10 181ZM9 182V183H10ZM13 182H14V180H13ZM20 182V181H19ZM22 182V181H21ZM24 182V181H23ZM29 182V181H28ZM41 182V183H42ZM110 182H113V181H110ZM148 182V181H147ZM146 182V183H147ZM174 182V181H173ZM192 182V181H191ZM195 182V181H194ZM193 182V183H194ZM197 182V183H198ZM256 182V181H255ZM18 183V182H17ZM40 183V184H41ZM155 183V182H154ZM163 183V182H162ZM170 183H171V181H170ZM179 183H180V181H179ZM205 183H206V181H205ZM238 183V182H237ZM254 183V182H253ZM12 184H14V183H12ZM16 184V183H15ZM35 184V183H34ZM43 184V185H44ZM130 184V183H129ZM129 184H128V186H129ZM136 184V183H135ZM167 184V183H166ZM196 184V183H195ZM3 185H4V183H3ZM17 185V184H16ZM19 185V184H18ZM31 185H33L32 183H31ZM30 185V186H31ZM45 185V186H46ZM159 185V184H158ZM176 185H178L177 183H176ZM175 185V186H176ZM206 185V184H205ZM257 185V184H256ZM256 185H255V188H256ZM34 186H36V185H34ZM39 186V185H38ZM104 186H105V188H104ZM145 186V185H144ZM165 186H167V185H165ZM173 186V185H172ZM178 186H181V184H179ZM183 186V185H182ZM188 186V185H187ZM187 186H185L186 188H187ZM190 186V185H189ZM202 186V185H201ZM1 187V186H0ZM8 187V185L6 186V188ZM22 187H23V184H22ZM104 188V190H103V188ZM112 187V186H111ZM130 187H131V185H130ZM134 187V186H133ZM177 187V186H176ZM192 187V186H191ZM190 187V188H191ZM196 187V186H195ZM206 188H207V186H205ZM251 187H252V184H251ZM5 188V189H6ZM15 188H16V186H15ZM36 188H38V187H36ZM143 188V187H142ZM146 188V187H145ZM152 188V187H151ZM167 188V187H166ZM171 188V187H170ZM169 188V190H172V189H170ZM182 188V187H181ZM201 188V187H200ZM199 188V189H200ZM206 188H205V190H206ZM260 188V187H259ZM8 189V188H7ZM10 189V188H9ZM33 189H35V187L33 188ZM44 189V188H43ZM128 189V188H127ZM141 189V188H140ZM161 189V188H160ZM177 189H178V187H177ZM209 189V188H208ZM252 189V188H251ZM261 189V188H260ZM22 190H24V189H22ZM29 190V189H28ZM45 190H46V188H45ZM48 190V189H47ZM126 190V189H125ZM129 190V189H128ZM143 190V189H142ZM144 190H146V189H144ZM150 190V189H149ZM168 190V191H169ZM178 190H180V187H179V189ZM177 190V191H178ZM182 190V189H181ZM187 190V189H186ZM196 190V189H195ZM198 190V189H197ZM196 190V191H197ZM211 190V191H212ZM255 190V189H254ZM257 191H258V189H256ZM10 191H12V190H10ZM36 191V190H35ZM40 191V190H39ZM42 191V190H41ZM116 191V190H115ZM121 191V190H120ZM127 191V190H126ZM138 191V190H137ZM153 191V190H152ZM162 191V190H161ZM165 191H167V190H165ZM176 191V192H177ZM188 191H190V190H188ZM194 191V190H193ZM6 192V191H5ZM7 192H9V190L7 191ZM20 192L22 193V191L20 190ZM19 192V193H20ZM37 192V191H36ZM44 192V191H43ZM47 192V191H46ZM138 192H140V191H138ZM171 192V191H170ZM179 192V191H178ZM181 192V191H180ZM190 192H192V189H191V191ZM202 192H203V190H202ZM215 192H214V194H215ZM238 192V191H237ZM240 192V191H239ZM3 192L1 191V189H0V195L2 194ZM12 193V192H11ZM18 193V192H17ZM27 193V192H26ZM30 193V192H29ZM38 193V192H37ZM40 193V192H39ZM124 193V192H123ZM131 193H132V191H131ZM136 193V192H135ZM142 193V192H141ZM140 193V194H141ZM157 193V192H156ZM163 193V192H162ZM169 193V192H168ZM174 193H175V191H174ZM184 193V192H183ZM193 193V192H192ZM192 193H191V195H192ZM206 193V192H205ZM216 193V194H217ZM250 193H251V191H250ZM256 193V192H255ZM261 193V192H260ZM260 193H259V196H260ZM6 194V193H5ZM16 194V193H15ZM40 194H42V193H40ZM128 194V193H127ZM137 194V193H136ZM139 194V195H140ZM165 194H166V192H165ZM164 194V195H165ZM208 194H209V192H208ZM252 194H253V192H252ZM24 195V194H23ZM26 195V194H25ZM24 195V196H25ZM33 195V194H32ZM45 195V194H44ZM50 195V194H49ZM133 195V194H132ZM144 195V194H143ZM172 195V194H171ZM178 195V194H177ZM186 195V194H185ZM194 195V194H193ZM207 195V194H206ZM237 195V194H236ZM255 195V194H254ZM10 196H11V194H10ZM141 196V195H140ZM139 196V197H140ZM150 196H152V195H150ZM156 196V195H155ZM161 196V195H160ZM170 196V195H169ZM204 196V195H203ZM209 197H210V195H208ZM231 196H232V194H231ZM241 196H242V194H241ZM253 196V195H252ZM3 197H4V195H3ZM15 197V196H14ZM34 197V196H33ZM45 197V196H44ZM51 196H49L48 198H50ZM56 197V196H55ZM54 197V198H55ZM167 197H168V194H167ZM172 197V196H171ZM195 197V196H194ZM220 197V196H219ZM243 197V196H242ZM5 198V197H4ZM39 198V197H38ZM47 198V197H46ZM47 198V199H48ZM127 198V197H126ZM156 198V197H155ZM170 198V197H169ZM225 199H226V197H224ZM223 198V199H224ZM229 198V197H228ZM237 198V197H236ZM245 198H246V196H245ZM10 199H11V197H10ZM45 198H42V199H40L39 201H37V200H31L30 199V202L29 203H24L22 206L20 205L19 207H18V209L15 207L16 206V204L18 205L19 203H16L14 206H12L10 203V201H5V202H3L2 203V205H1V213H0V222H2V223H8L11 219H16V218H19L20 216H22V213H19V214H15V215H13L12 214V212L14 211V207L17 209V210H21V212H24V210L26 211V213H25V215L23 216L24 218H25V220H23L22 219V221H25L24 222V224L26 223V225L27 224H29L27 227H29V226H33L32 228H30V230L28 231V236L31 238V240L32 239H34V238H36L37 237V235H40L39 234V231H41V230H43V229H41L40 230V224H41V222L44 220V217L47 215L48 216V210H49V208H44V213H42V212H40L39 211V206H40V203H42V200H44ZM56 199V198H55ZM54 199V200H55ZM190 199V198H189ZM199 199V198H198ZM251 199V198H250ZM259 200H261L260 198H258ZM13 200V199H12ZM11 200V201H12ZM24 200H26L25 198H24ZM53 200V199H52ZM54 200H53V202H54ZM60 200H61V198H60ZM142 200V199H141ZM145 200H147V199H145ZM145 200H143V202L145 201ZM150 200V199H149ZM162 200V199H161ZM258 200V201H259ZM4 201V200H3ZM22 201V200H21ZM37 201V203L34 205V202H36ZM45 201V200H44ZM135 201V200H134ZM133 201V202H134ZM188 201V200H187ZM191 201V200H190ZM190 201H189V203H190ZM244 201V200H243ZM28 202V201H27ZM154 202V201H153ZM162 202H165V201H162ZM135 203V202H134ZM149 203V202H148ZM259 204H258V207L260 208V209H262L263 211H264V186H263V198H262V200L261 201H259L258 202ZM58 204H59V202H58ZM153 204H155V203H153ZM158 204H160L159 203V201H158ZM166 204V203H165ZM195 204V203H194ZM133 205V204H132ZM149 205V204H148ZM57 206V205H56ZM61 206V205H60ZM64 206V205H63ZM62 206V207H63ZM138 206V205H137ZM150 206V205H149ZM66 207V206H65ZM156 208H157V206H155ZM159 207V206H158ZM162 207V206H161ZM164 208H165V206H163ZM57 208V207H56ZM135 208V207H134ZM151 208V207H150ZM155 208V209H156ZM160 208V207H159ZM163 208V211L165 210ZM22 209H24V210H22ZM63 209V208H62ZM61 209V210H62ZM145 209H148V208H145ZM153 209V208H152ZM259 209V210H260ZM16 210V211H17ZM61 210H59L60 212H61ZM67 210V209H66ZM69 210V209H68ZM131 210V209H130ZM133 210V209H132ZM150 210V209H149ZM157 210V209H156ZM65 211V210H64ZM138 211V210H137ZM139 211H141V213H142V211H143V209L141 210V209H139ZM144 211H146V210H144ZM155 211V210H154ZM68 212V211H67ZM130 212V211H129ZM153 212V211H152ZM151 212V213H152ZM72 213V214H73ZM131 213V212H130ZM148 213V212H147ZM193 213V212H192ZM52 214V213H51ZM67 214V213H66ZM69 214V213H68ZM67 214V216H68V218H69V216L70 215H68ZM71 214V213H70ZM144 214V213H143ZM152 215V214H151ZM154 215H155V213H154ZM157 215V214H156ZM156 215H155V217H156ZM159 215V214H158ZM164 215V214H163ZM59 216V215H58ZM61 216V215H60ZM79 216V217H80ZM134 216H135V213H134ZM138 216V215H137ZM139 216H140V214H139ZM144 217V216H143ZM262 217V216H261ZM47 218V217H46ZM54 218H56V217H54ZM140 218V217H139ZM29 219H32V221L31 222H29ZM60 219H62V217L60 218ZM65 219H67V218H65ZM45 220H47V219H45ZM50 220V219H49ZM48 220V221H49ZM52 220V219H51ZM69 220V219H68ZM78 220H79V218H78ZM132 220V219H131ZM134 220V219H133ZM144 220V219H143ZM157 220V217L155 218V220L154 221H156ZM21 221V222H22ZM47 221V222H48ZM53 221V220H52ZM51 221V222H52ZM54 221H59V220H54ZM138 221V220H137ZM149 221H150V219H149ZM153 221V220H152ZM160 222H161V220H159ZM20 222V221H19ZM51 222H50V225H51ZM132 222H134V221H132ZM207 222V221H206ZM46 223V222H45ZM148 223V222H147ZM168 223H169V221H168ZM200 223V222H199ZM228 223V222H227ZM16 224H17V226H18V222H16ZM47 224V223H46ZM139 224V223H138ZM150 224V223H149ZM153 224V223H152ZM156 224H157V222H156ZM167 224V223H166ZM223 224V223H222ZM233 224V223H232ZM21 225H22V223H21ZM21 225L19 224V226L21 227ZM49 225V226H50ZM52 225H53V223H52ZM79 225V224H78ZM77 225V226H78ZM143 225H145V224H143ZM195 225V224H194ZM228 225V224H227ZM227 225H226V227H227ZM16 226V228H17V230H18V228L19 227H17ZM23 226V225H22ZM25 226V225H24ZM48 226V225H47ZM55 226V225H54ZM53 226V227H54ZM74 226H76V224L74 225ZM84 226V225H83ZM142 226V225H141ZM147 226V225H146ZM181 226V225H180ZM42 227V226H41ZM68 227V226H67ZM70 227V226H69ZM79 227H81V225L79 226ZM15 228V229H16ZM48 228H50V227H48ZM47 228V229H48ZM70 228H72V227H70ZM150 228H151V226H150ZM181 228V227H180ZM195 228V227H194ZM198 228V227H197ZM232 228V227H231ZM230 228V229H231ZM25 229V228H24ZM23 229V230H24ZM47 229H45V231L47 230ZM52 229V228H51ZM50 229V230H51ZM54 229V228H53ZM52 229V230H53ZM73 229H75V228H73ZM227 229V228H226ZM229 229V228H228ZM26 230V229H25ZM49 230V229H48ZM76 230V229H75ZM80 230H82V229H80ZM79 230V231H80ZM85 230V229H84ZM27 231V230H26ZM72 231V230H71ZM83 231V230H82ZM14 232V231H13ZM18 232V231H17ZM47 232V231H46ZM52 231H49V233H51ZM69 232V231H68ZM75 232V231H74ZM87 232V231H86ZM85 232V233H86ZM264 232V231H263ZM10 233H11V231H10ZM20 233V232H19ZM67 233V232H66ZM77 232H75L74 234H76ZM80 233V232H79ZM78 233V234H79ZM262 233V232H261ZM16 234V233H15ZM47 234V233H46ZM81 234L82 233H80L79 235H80V238H81ZM87 234V233H86ZM212 234V233H211ZM260 234V233H259ZM53 235H54V233H53ZM69 235V234H68ZM187 235V234H186ZM185 235V236H186ZM16 237H18L17 235H15ZM14 236V237H15ZM27 236V237H28ZM62 236L64 237L63 239L66 241V236H65V233L64 234H62ZM71 236V235H70ZM70 236H68L69 238H70ZM75 236V235H74ZM73 236V237H74ZM78 236V235H77ZM76 236V237H77ZM83 236H84V234H83ZM224 236V235H223ZM262 236V235H261ZM40 236H38V238H39ZM55 237V236H54ZM54 237H52V236H49L48 238H47V241L49 242V244L53 241V239H54ZM86 237H87V235H86ZM170 237V238H169ZM260 237V236H259ZM59 238V237H58ZM77 238H79V237H77ZM88 238V237H87ZM213 239H214V237H212ZM264 238V237H263ZM14 239V238H13ZM17 239V238H16ZM15 239V240H16ZM24 239V238H23ZM76 239V238H75ZM75 239H73V241L75 240ZM10 240H11V237H10ZM44 240V239H43ZM59 241H60V239H58ZM62 240V239H61ZM87 240V239H86ZM223 240V239H222ZM222 240H220V241H222ZM228 240V239H227ZM17 241V240H16ZM77 241H80L79 239H77ZM187 241V240H186ZM201 241V240H200ZM12 243L14 242V241H11ZM35 242V241H34ZM56 242V241H55ZM70 242V241H69ZM76 242V241H75ZM90 242V241H89ZM92 242H90V243H92ZM182 242H183V240H182ZM23 243V242H22ZM29 243V242H28ZM33 242L31 241L30 242V244H32ZM37 243V242H36ZM42 243H43V241H42ZM61 243V242H60ZM71 243V242H70ZM86 243V242H85ZM87 243H88V241H87ZM215 243V242H214ZM225 243V242H224ZM26 243H24V245H25ZM53 244V243H52ZM57 244V243H56ZM84 244V243H83ZM173 244V243H172ZM217 246H218V244L220 245V243H215ZM33 245V244H32ZM39 245V244H38ZM71 245V244H70ZM178 245H179V243H178ZM187 245V244H186ZM27 246V245H26ZM25 246V247H26ZM50 246H51V244H50ZM57 246H58V244H57ZM73 246V245H72ZM71 246V247H72ZM86 246V245H85ZM210 246H211V244H210ZM24 247V246H23ZM28 247H29V245H28ZM74 247V249L76 248L75 246H73ZM81 247V246H80ZM82 247H83V245H82ZM170 247V246H169ZM181 247V246H180ZM44 248H45V246H44ZM55 248H56V245H55ZM54 248V249H55ZM183 248H184V246H183ZM214 248V247H213ZM38 249V248H37ZM56 249H58V248H56ZM83 249V248H82ZM224 249V248H223ZM26 250V249H25ZM76 250H78V249H76ZM85 250H87V248L85 249ZM173 250V249H172ZM172 250H171V253H172ZM34 251V250H33ZM37 251V250H36ZM35 251V252H36ZM43 251V250H42ZM55 251V250H54ZM88 251V250H87ZM169 251V250H168ZM78 252V251H77ZM89 252V251H88ZM24 253H26V252H24ZM57 253H59V252H57ZM83 253L84 252H82V255H83ZM168 253V252H167ZM179 253V252H178ZM138 254H140V255H142L143 257L141 258V259H139V258H137L136 256L138 255ZM163 254V253H162ZM4 255V254H3ZM2 255V256H3ZM23 255V254H22ZM26 255V254H25ZM57 255V254H56ZM55 255V256H56ZM59 255V254H58ZM67 255V254H66ZM79 255H81V253L79 254ZM171 255V254H170ZM41 256V255H40ZM3 257H5V256H3ZM2 257V258H3ZM22 257V256H21ZM34 257V259H35V255L33 256ZM161 257H163V256H161ZM189 257V256H188ZM6 258V257H5ZM40 258V257H39ZM52 258H54L53 256H52ZM59 258H61V257H59ZM58 258V259H59ZM66 258V257H65ZM170 258V257H169ZM169 258H167L168 260H169ZM12 259V258H11ZM13 259H15V256H14V258ZM17 259V258H16ZM33 258H32V260H34ZM80 259H83V258H80ZM89 259V258H88ZM160 259V258H159ZM163 259V258H162ZM182 259V258H181ZM6 260V259H5ZM4 260V261H5ZM10 260V259H9ZM19 260V259H18ZM25 260V259H24ZM32 260H31V263H32ZM37 261H39L38 260V258L36 259ZM51 260V259H50ZM55 260V259H54ZM53 260V261H54ZM61 261H62V259H60ZM75 260H76V258H75ZM75 260H73V261H75ZM91 260V259H90ZM174 260V259H173ZM176 260V259H175ZM184 260V259H183ZM187 260V259H186ZM15 261V260H14ZM37 261H36V263H37ZM44 261V260H43ZM52 261V260H51ZM59 261V260H58ZM81 260H79V262H80ZM164 261V260H163ZM7 262H8V259H7ZM10 262V261H9ZM13 262V261H12ZM26 262V261H25ZM56 262V261H55ZM79 262H77L78 264H79ZM84 262H86V260L84 261H82L81 263H84ZM156 262H157V260H156ZM172 262V261H171ZM176 262V261H175ZM177 262H178V260H177ZM182 262H184V261H182ZM181 262V263H182ZM206 262V261H205ZM5 263V262H4ZM14 264H16L15 262H13ZM28 263H29V260H28ZM35 263V264H36ZM41 263V262H40ZM40 263H38V264H40ZM44 263V262H43ZM51 263V262H50ZM57 263V262H56ZM62 263H64L63 261H62ZM66 263V262H65ZM64 263V264H65ZM87 263V262H86ZM90 263V262H89ZM91 263H92V260H91ZM90 263V264H91ZM195 263V262H194ZM8 264V263H7ZM18 264H19V262H18ZM55 264V263H54ZM67 264V263H66ZM70 264V263H69ZM149 264V263H148ZM158 264H166L165 262H162V261H160V262H158Z\"/></svg>","mask_w":264,"mask_h":264}]
</instances>
